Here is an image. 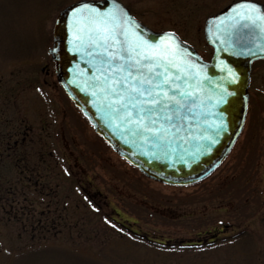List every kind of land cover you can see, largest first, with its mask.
Returning a JSON list of instances; mask_svg holds the SVG:
<instances>
[{
	"label": "rangeland",
	"instance_id": "374dc122",
	"mask_svg": "<svg viewBox=\"0 0 264 264\" xmlns=\"http://www.w3.org/2000/svg\"><path fill=\"white\" fill-rule=\"evenodd\" d=\"M72 1L0 0V138L12 125L19 138L24 118L32 144L11 153L16 181L28 183L24 156L42 165L34 191L5 173L0 264H264V61L253 64L244 129L222 165L192 185L161 183L107 146L57 81L47 48L55 15ZM120 1L208 59L204 20L233 0ZM16 95L17 113L8 107ZM221 228L206 246L162 245Z\"/></svg>",
	"mask_w": 264,
	"mask_h": 264
},
{
	"label": "water",
	"instance_id": "95a60500",
	"mask_svg": "<svg viewBox=\"0 0 264 264\" xmlns=\"http://www.w3.org/2000/svg\"><path fill=\"white\" fill-rule=\"evenodd\" d=\"M113 2L122 6L139 25L138 29L129 26L130 32L138 31L149 40L157 41L161 49L167 48L174 53L178 67L170 69L169 75H182L193 86L185 90L191 100L190 107L195 111L190 113L193 118L183 126L184 129L192 126L191 133L182 131L181 139L173 136L172 143L165 140L161 144L155 141L149 144L126 132L112 116L108 108L109 98L100 86H94L95 80L100 78L99 62L83 51L74 53L69 50L70 35L66 27L69 9L77 3L110 7ZM250 2L264 10V3ZM241 3L242 0L232 1L205 19L204 36L213 47L209 60H205L176 32L156 31L145 25L119 0H76L62 8L55 19L53 44L48 52L54 60L57 79L68 96L89 119L95 131L118 153L150 178L169 184H190L209 175L225 159L241 134L248 108L252 63L264 59V21L260 27L251 24L245 27L239 23L236 13L243 16L244 12L232 6ZM166 32L173 33L181 43L177 45L171 37H163ZM180 47L186 52H180ZM188 67L195 73V80L189 79L192 73L188 72ZM179 68L184 71L180 72ZM221 122L224 130L216 135ZM205 137H213L215 143Z\"/></svg>",
	"mask_w": 264,
	"mask_h": 264
},
{
	"label": "snow or ice",
	"instance_id": "6c2138e0",
	"mask_svg": "<svg viewBox=\"0 0 264 264\" xmlns=\"http://www.w3.org/2000/svg\"><path fill=\"white\" fill-rule=\"evenodd\" d=\"M232 7L243 10V16L240 13L236 16L245 27L249 24L260 27L264 21V10L250 0H242ZM129 26L139 28L131 15L115 2L110 7L77 3L69 9L66 21L69 50L83 51L99 62L100 78L94 86H100L109 98L108 108L126 132L149 144L153 141L161 144L165 140L172 143L173 136L182 138V131L191 133L192 126L188 129L183 126L195 111L185 90L193 86L182 75H169L170 69L178 67L174 53L161 49L157 41L149 40L138 31L130 32ZM163 37H171L177 45L181 43L173 33L166 32ZM179 51L185 53L186 49L180 47ZM188 72L192 73L191 67ZM189 79L195 80V73ZM221 130H224L223 122L217 127L216 135ZM205 139L215 143L213 137Z\"/></svg>",
	"mask_w": 264,
	"mask_h": 264
},
{
	"label": "trees",
	"instance_id": "16d2710c",
	"mask_svg": "<svg viewBox=\"0 0 264 264\" xmlns=\"http://www.w3.org/2000/svg\"><path fill=\"white\" fill-rule=\"evenodd\" d=\"M6 125H10L12 123H14L15 121L10 120L11 123H8V121L6 120ZM15 131L14 126L10 127V132L13 134ZM4 132H0V134H3ZM11 157H14V155L11 156V151H9L7 149V141L5 136L0 138V193L4 190L3 189V182H4V178H5V173L7 171V173L9 174H15L14 172V166L13 163H15V161L12 163V159ZM24 162L26 161L27 163V159L25 158V156L23 157ZM22 161V160H21ZM9 165V166H7ZM18 163H16V168H17ZM44 168L46 166H43ZM19 168L23 170V172L25 173V175L27 176V179L29 180L31 175H38V172L35 173L37 170L35 169V165L32 166L30 164H25L23 165V167L21 168V165H19ZM37 168V167H36ZM48 168V167H46ZM45 168V169H46ZM38 169V168H37ZM20 172V170H18ZM22 173V172H21ZM20 174V173H19ZM11 175H9L10 178ZM16 176V175H15ZM9 188V187H8ZM7 189V188H6ZM3 205V201L2 198L0 196V207H2Z\"/></svg>",
	"mask_w": 264,
	"mask_h": 264
},
{
	"label": "flooded vegetation",
	"instance_id": "af4514ba",
	"mask_svg": "<svg viewBox=\"0 0 264 264\" xmlns=\"http://www.w3.org/2000/svg\"><path fill=\"white\" fill-rule=\"evenodd\" d=\"M12 83H14V81H12V82H8V84H12ZM9 103H10V106H8L10 109V111L11 112H15V113H17V111H16V107H18L19 109H20V105H21V102H20V100L17 98V95H16V97L15 98H13V99H9ZM5 120H7L8 121V123H11L10 122V118H6ZM17 122H19V123H22V125H23V130L22 131H19L17 134H22L19 138L18 137H15V134H12L11 132H10V130L7 132V134H5L4 136H5V138H6V141H7V149L9 150V151H11V153L12 152H14V151H18V149H19V147L21 146H24V145H26V144H28V143H30V144H32V138H30L29 136V131H27L26 129H25V119L23 118H21L20 117V119H17ZM13 126V125H12ZM44 127H42L41 129H43ZM16 134V135H17ZM28 137H29V140H28ZM15 156V155H14ZM42 166V165H41ZM41 166H39L38 167V164H36L35 165V169L37 170L35 173H39V172H41V170L42 169H39ZM38 169H37V168ZM9 178V177H8ZM11 178V177H10ZM10 178H9V180H10ZM29 178H32V176H30ZM37 178V177H36ZM30 180V179H29ZM31 181V180H30ZM8 182V181H7ZM19 182L20 183H24V182H22V180H19ZM35 182V181H34ZM36 183V182H35ZM37 184V183H36Z\"/></svg>",
	"mask_w": 264,
	"mask_h": 264
}]
</instances>
